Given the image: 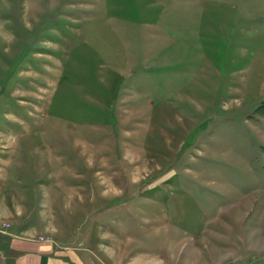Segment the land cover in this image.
<instances>
[{"label": "rangeland", "instance_id": "1", "mask_svg": "<svg viewBox=\"0 0 264 264\" xmlns=\"http://www.w3.org/2000/svg\"><path fill=\"white\" fill-rule=\"evenodd\" d=\"M16 151L52 175L43 185L74 183L68 215L84 211L92 244L99 213L121 219L157 209L146 200L133 213L119 212V199L81 204L83 193L97 196L99 181L131 180L139 195L167 187V206L170 188H191L168 217L186 227L200 224L189 216L236 213L231 201L257 210L264 0H0V165ZM148 242L133 250L147 252ZM241 255L230 264H264V248Z\"/></svg>", "mask_w": 264, "mask_h": 264}, {"label": "crops", "instance_id": "2", "mask_svg": "<svg viewBox=\"0 0 264 264\" xmlns=\"http://www.w3.org/2000/svg\"><path fill=\"white\" fill-rule=\"evenodd\" d=\"M23 153L16 151V155L15 152L7 155L8 159L0 165V264H230L232 259H243V252L264 248L262 242L250 244L251 239L264 238V201L252 211L246 208L247 203L243 200L231 201L229 208L236 209V213L229 210V214L212 216L209 212L202 218L207 219L204 223L202 219L189 216L184 220L199 221L200 224L186 227L168 217L170 207L175 206L173 201L177 200L178 207L185 206L183 196L193 195L191 188L183 189L182 193H175V188H170L169 195L174 200L169 199L172 203L167 206L163 200L164 197L167 199V192L164 194L167 187H162L161 193L139 195L133 192L137 183L131 180L99 181L97 196L94 195L91 201L89 193H83L81 204L106 207L111 200L119 199L125 201L120 205H126L124 210L118 208L119 212L129 210L131 206L133 213L132 206L135 210L141 208L146 200L155 203L157 209L121 219L110 217L116 212L99 213L97 244H92L91 226L80 219L84 211L68 215V207L75 204L74 183L43 185L44 174L48 181L52 175L38 173L36 165L29 167L15 158ZM84 189L90 190L88 186ZM125 195L129 198H123ZM44 205L46 208L42 210ZM55 206L70 220L60 219ZM80 221L83 239L75 246L71 240ZM240 233L242 240L234 241L232 238L240 237ZM143 237H147L151 249L147 252L133 250L140 247L137 245L142 243Z\"/></svg>", "mask_w": 264, "mask_h": 264}]
</instances>
